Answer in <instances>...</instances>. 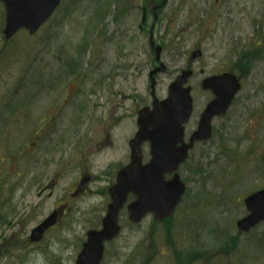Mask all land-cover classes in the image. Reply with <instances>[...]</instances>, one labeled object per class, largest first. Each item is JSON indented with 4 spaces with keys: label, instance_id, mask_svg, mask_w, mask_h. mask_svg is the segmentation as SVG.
I'll return each mask as SVG.
<instances>
[{
    "label": "rangeland",
    "instance_id": "1",
    "mask_svg": "<svg viewBox=\"0 0 264 264\" xmlns=\"http://www.w3.org/2000/svg\"><path fill=\"white\" fill-rule=\"evenodd\" d=\"M143 1L63 0L36 33L21 31L7 43L2 40L0 4V50L6 45L8 56L0 60V183L3 168L13 165L12 155L23 145L28 131L25 122H37L41 117L53 120L54 108L63 98L62 107L67 110L87 107L89 125L110 116L111 120L117 118L112 123L117 125V151L108 152L105 161L112 160L113 170L128 163L127 143L136 132L137 111L151 103L148 72L154 52L149 50L147 38L137 34ZM157 16L161 36H156V42L159 39L167 46L161 55L166 71L156 75L158 99L166 97L168 85L186 67L190 52H203L193 64L188 82L193 101L185 127L189 133L211 99L200 88L202 71L204 75L217 73L229 66L234 54L252 51L249 48L256 42L257 29L264 25V0H168ZM261 56L264 58V51ZM70 95L73 97L68 99ZM19 108L25 110L24 117L16 113ZM26 114L30 117L25 119ZM71 116H64L67 127ZM212 127V138L197 144L180 170L187 192L173 220L154 223L146 217L141 225L142 240L125 228L106 247L102 264H175L177 255L190 252L208 254L194 264H264V248L246 242L248 237L260 235L264 225L251 236L239 235L233 253L218 254L224 241L238 233L235 222L247 213L243 199L264 188V59L250 67L229 111L214 119ZM67 130L62 128L64 137ZM72 135L66 137L64 151L60 150L62 183L49 185L42 203L35 192L26 191L22 167L16 182L7 181L5 188L0 184V264H74L85 233L98 228L107 204L94 194L82 203L64 204L66 213L39 246L28 242L30 231L56 210L80 171L76 166L64 172L77 155ZM142 154L146 162L147 144L142 146ZM47 165L52 170L50 159ZM99 177L102 181L92 185L91 192L110 184L103 173ZM53 180L49 172L48 183ZM169 227L168 244L179 252L173 251L175 256L164 240Z\"/></svg>",
    "mask_w": 264,
    "mask_h": 264
},
{
    "label": "water",
    "instance_id": "2",
    "mask_svg": "<svg viewBox=\"0 0 264 264\" xmlns=\"http://www.w3.org/2000/svg\"><path fill=\"white\" fill-rule=\"evenodd\" d=\"M61 1L0 0L5 15L4 39H11L19 30L33 35L48 21ZM160 55L161 48L158 46L155 48L157 62ZM199 56L200 51L191 55L192 59ZM164 72L162 63L149 72L151 105L137 112V131L129 141L130 162L118 172L115 184L108 189L111 202L102 219L101 229L86 232V240L74 264H101L105 244L119 233L118 215L129 194L135 201L128 204L126 209L129 221L134 224L147 215H152L156 221L173 215L186 192V185L178 172L180 165L195 142L210 139L212 120L227 113L241 88L239 79L230 73L204 79L200 84L201 89L210 91L213 99L201 112L196 130L185 142V125L193 111L191 87L187 86L192 71L182 70L168 85L166 97L159 100L155 94L154 76ZM145 143L148 144L150 158L143 163L141 146ZM243 205L247 214L236 221L235 227L246 234L264 222V188L245 197ZM57 218L58 213L52 212L31 231L30 241H40L45 232L56 224Z\"/></svg>",
    "mask_w": 264,
    "mask_h": 264
},
{
    "label": "flooded vegetation",
    "instance_id": "3",
    "mask_svg": "<svg viewBox=\"0 0 264 264\" xmlns=\"http://www.w3.org/2000/svg\"><path fill=\"white\" fill-rule=\"evenodd\" d=\"M167 3L168 0H161L160 2L159 0H147V1L144 0L142 6L139 8L141 12V20L139 25L137 26V34L140 36L144 35L147 38L148 48L152 53L154 52L155 48L159 46L161 48V55L167 46L165 45L164 42H159V39H157L158 42H156V36L158 37L161 36L158 29L159 24L157 22L158 19L157 13L160 10H162V8H164V6H166ZM150 20L151 23H149ZM255 41L256 40L254 39L253 42ZM191 53L192 52H190V57L188 59V63L185 69L193 71L192 66L196 61H194L191 58ZM201 53H202L201 56H203L202 51ZM186 54H188V52L182 54V56H185ZM177 55L180 56L181 54L178 52ZM157 65L158 63L155 60V53H154L151 70L155 69ZM228 65L229 66L227 68L223 67L217 73H211L210 75H206V74L204 75V72L202 71L203 78L201 79L200 84L206 78L221 75L223 73H230L235 75L239 79L242 88L244 80L247 77V74H249V69L247 68L245 57L241 56V54L240 55L234 54L232 56V61L228 62ZM252 66H254V63H252ZM151 70H149V72ZM73 75L74 74H72L71 76ZM205 92L211 95V99L205 104L206 106L213 99V96L210 91H205ZM72 97L73 96L70 95L68 99ZM65 99L66 98H63L61 104L54 108L55 114L53 120L50 121V119H43V117H41L40 119L37 120V122H34L32 120L25 122L28 131L27 132L25 131L26 135L23 137V145L22 146L20 145L13 153L12 155L13 165L10 168L9 167L3 168L4 169L3 178L1 179V183H0L1 186L5 188L7 185V181L12 180L13 182L14 181L16 182L17 179L21 177L20 173H17V171L22 167L24 168V171L21 172V174L24 175L25 186L27 184L26 191L35 192L36 197L40 200V203H42L43 201L42 195L46 190H48L49 185L51 186L54 185L56 187L58 186L57 184L62 183L60 181V178L63 171L60 172L58 169L59 161L61 158L60 156L62 155V151H64L61 148L62 145H64V143H68L67 138L70 137L71 134H73L71 138H74L77 141L73 139L71 145L74 149L76 147L75 152L77 155L74 158H72L71 162L69 163L70 167L66 168L64 172L71 169V167H76V166H79L80 171L77 177L75 178V180H73L72 183L70 184L68 194L65 197L60 198V202L57 204L56 211L58 213L61 212V216L64 215V213H66L64 204H73L77 202L82 203L88 197L93 196L94 194L96 195V197L101 198L104 203L106 202V204H109L110 198L108 196V189L115 183L118 172L130 162L129 141L132 139L131 138L127 143V148H128L127 150L129 154L128 163L123 166H119L118 169L116 170H113L112 169L113 165L111 164L112 160L106 162L105 158L108 152L113 151V153H115L117 151L116 137H115L116 134L114 133V130L117 129V125L112 124L117 118L111 120L112 117L110 116V118L105 120L104 122L96 121V123L93 122L94 125L93 124L89 125L87 124V121L88 119H90V117H87L85 113L87 107L78 106L76 110L73 107H71L69 110H67L66 108L62 107ZM71 113L72 116L70 115ZM64 116H67V118L69 116L73 117L72 120L67 121L68 127L64 122ZM29 117L30 116L26 114L25 119ZM102 124L103 126H101ZM65 127L68 129L65 132V136L67 138L63 136L64 131H62V128ZM195 129L196 127L193 130H191L189 133L187 132L185 133V142H188L191 133L195 131ZM52 143H53L52 145L53 148H51L52 150L50 151L49 144ZM197 144L199 143L195 142L194 147ZM190 153L188 158L190 157ZM49 159L52 162V170L50 169V171H48V165H47ZM54 171L56 172L54 173ZM49 172H50V177H54V180L48 183ZM101 173L105 175V180L107 181L108 179L110 184L101 188L100 190H95L94 192H91L92 185L96 184L97 182L100 183L102 181L101 180L102 178L99 177ZM12 177H14L15 179H11ZM134 199L135 198L133 196L129 195L127 197L125 204L128 205L132 203ZM127 205H125L122 208V210H120L118 215L117 223L120 228L119 233L114 239H112L110 242H108L105 245V250L108 245L112 244L118 238V236L121 234L122 231H124L125 228L130 229L131 234L137 233L138 238L140 237L142 240L141 237L143 233V227L141 226L142 222L138 224H134L129 221L126 210ZM147 218H151V217L149 216ZM101 220L96 230L101 228ZM59 221L60 218L58 222ZM57 224L51 229H49V231L54 230ZM49 231H47L46 234ZM43 241L44 238L38 243H31L28 240V242L32 246H39ZM84 241L81 243V246L84 243ZM81 246L79 247V249H81Z\"/></svg>",
    "mask_w": 264,
    "mask_h": 264
},
{
    "label": "trees",
    "instance_id": "4",
    "mask_svg": "<svg viewBox=\"0 0 264 264\" xmlns=\"http://www.w3.org/2000/svg\"><path fill=\"white\" fill-rule=\"evenodd\" d=\"M255 36H256V38H255L256 42L249 48L252 51L250 53H248V52H242L241 53V56L245 57L247 68L249 70H250V67H252V63H254L257 60L264 59L261 56V54L264 51L263 50V48H264V25H261L260 28L257 29V34ZM260 46H261V48H259ZM6 49H7V47L5 45V47L2 49V51L0 50V60H2V61H5L6 58L8 59V56L5 53ZM6 108L10 109V105H7ZM16 113L20 114V115L18 114V116H21V113H22V117L25 116V110L22 109V108H19L16 111ZM172 220H173L172 218H169L168 220H166V222H171ZM262 225H264V223L259 224L257 227H255L254 229L250 230V232L247 233V234H241L240 232H238L235 237H233L231 239L230 238L226 239L224 241L223 245L220 248H218V254L223 255V256H227V255L233 253L237 249L239 235H249V236H251ZM172 232H173V229H172ZM164 240H165L167 246L171 249V252H172L173 256H175L176 254H179V252H177V250H175V249L173 250L170 247V245L168 244V241L171 240V228L170 227L166 231V237H165ZM246 242H247V244H249V246H251L253 248H256V249L264 248V230L261 231L260 235L256 236L255 238L254 237H248L246 239ZM173 251L176 252L175 255H174ZM206 255H208V254H206L204 252H190V254H187V255L180 254L179 258H178V255L175 258V264H181L180 261L177 262V260H180V259L185 264H194L196 261L203 260Z\"/></svg>",
    "mask_w": 264,
    "mask_h": 264
}]
</instances>
